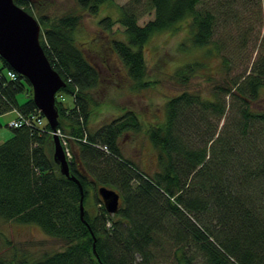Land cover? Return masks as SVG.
Wrapping results in <instances>:
<instances>
[{
    "label": "trees",
    "instance_id": "16d2710c",
    "mask_svg": "<svg viewBox=\"0 0 264 264\" xmlns=\"http://www.w3.org/2000/svg\"><path fill=\"white\" fill-rule=\"evenodd\" d=\"M75 1L96 15L113 0ZM250 1L244 0L246 5ZM15 2L35 16L36 0ZM236 2L131 0L118 5L117 19L106 15L99 22L108 30L116 21L124 26L123 36H113L109 46L137 89L148 84L144 45L152 35L186 21L190 44L181 42V49L208 47V55L213 49L218 53L226 49L218 25L241 21L239 12L229 13ZM146 12L152 18L139 23ZM35 17L44 51L66 81L62 91L74 96L72 106L57 98V127L73 152L70 172L82 185L84 213L79 184L62 174L53 159L46 118L43 125H9L12 135L0 142V218L38 226L61 246L34 253L5 235L7 250L0 264H163L159 247L174 264H264V108L252 104L264 86V37L250 70L230 77L226 87L219 84L212 95L184 88L165 100L163 120L143 124L135 110L124 109L92 128L93 90L101 72L77 39L81 14ZM243 19L250 28L247 35L252 21ZM222 57L226 68L230 60ZM203 65L198 58L187 60L175 68L173 78L187 85ZM9 68L0 56V116L11 110L40 113L30 83L21 74L10 78ZM22 91L27 98L20 102ZM220 93L224 99L230 95L228 106ZM143 130L156 152L155 169L142 167L122 147L121 137ZM100 185L119 191L117 212L106 210ZM89 191L94 208L89 207Z\"/></svg>",
    "mask_w": 264,
    "mask_h": 264
},
{
    "label": "rangeland",
    "instance_id": "374dc122",
    "mask_svg": "<svg viewBox=\"0 0 264 264\" xmlns=\"http://www.w3.org/2000/svg\"><path fill=\"white\" fill-rule=\"evenodd\" d=\"M130 1L113 0L107 2L101 7L98 14L92 15L82 9L75 0H36L35 16L43 13L52 18L67 11L81 14L77 39L85 47L84 51L87 57L99 67L101 72V82L93 90L94 98L90 118L92 128H96L111 120L122 110L124 111V109L135 110L143 124L155 120H163L165 117L164 102L167 97L188 87L201 93L212 95V93L216 92V87L219 84L225 87L228 86L225 81H230V77L244 72L247 73L258 51L261 50L264 37V0L250 1V5H246L244 0H236L237 2L229 10V13L233 11L239 12L241 21L227 25L224 24L222 28V24H220L216 28L220 45L224 47L225 44L226 49L218 53H215L216 51L213 49L210 55L206 53L208 47L181 49V42L184 41L190 44V40L187 37L186 21H180L172 29L155 33L145 43L144 55L148 66L147 80L145 82L148 84L134 89L131 86L132 79L129 77L127 68L120 60L118 54L111 50L109 46L113 36H123L124 26L115 20L116 22L112 30H108L99 22L106 15L117 19L120 12L118 5L129 3ZM140 1L144 4L146 0ZM216 1L206 0V3L210 5ZM152 16L151 12H146L140 15L138 21L143 24L152 18ZM243 17L247 19L250 17L252 21V31L250 30L247 35H245L244 31L250 28L243 21ZM219 28L221 29L218 30ZM223 34L226 39L222 37ZM223 54L230 60L226 68L224 67L226 64L223 62ZM196 58L204 61L205 66L203 65L202 72L200 71L199 74L195 73L194 76L190 77L187 85L176 83L173 78L175 68L187 60ZM206 73H209L211 76L208 78ZM59 91L62 93V95H59V99L65 105L72 106L74 104L73 94L62 91V89ZM222 94L220 93L224 99ZM26 98L27 94L25 91L18 93L20 102L25 101ZM224 100L228 106L230 95L227 94ZM252 104L264 108V86L260 89L259 98L255 99ZM14 116H16V111L14 110L0 116L2 123L0 127V142L12 135V129L8 125V122ZM198 116L199 114L195 117ZM61 133L64 134L62 131ZM121 139L126 155L132 156L139 165L146 169H155L157 167L155 149L144 134V130L140 134L130 133L124 135ZM88 199L91 201L89 207L94 208L92 191H89ZM8 222L2 221L0 218V241L2 240L4 245L1 244L0 248L2 251H0V256L7 250L4 242L5 235L11 238V241L16 243L18 247H27L34 253L44 249H57L61 246L60 240L45 234L38 226H24L17 223L9 225ZM159 250L157 253L159 261L161 260L163 264H174L170 261L171 255L169 253H165L160 247Z\"/></svg>",
    "mask_w": 264,
    "mask_h": 264
},
{
    "label": "water",
    "instance_id": "95a60500",
    "mask_svg": "<svg viewBox=\"0 0 264 264\" xmlns=\"http://www.w3.org/2000/svg\"><path fill=\"white\" fill-rule=\"evenodd\" d=\"M40 31L39 20L23 6L15 0H0V56L32 86L34 103L52 129L53 159L62 174L79 184L83 215V188L79 179L70 172V161L57 133L59 107L56 93L66 86V81L50 63L40 41ZM97 190L106 210L117 212L121 197L119 191L106 185H100Z\"/></svg>",
    "mask_w": 264,
    "mask_h": 264
},
{
    "label": "built area",
    "instance_id": "2783aa9c",
    "mask_svg": "<svg viewBox=\"0 0 264 264\" xmlns=\"http://www.w3.org/2000/svg\"><path fill=\"white\" fill-rule=\"evenodd\" d=\"M8 76L12 79H16L18 77L17 73H15L14 71H8ZM44 123L45 121L43 116L41 115V113H38L36 111H32L31 113L26 115L17 111V116L10 120V126H21L22 124L43 125ZM57 133L61 136L66 154L70 158L72 156V152L68 144V140L66 139L65 135L61 133L60 129L57 130Z\"/></svg>",
    "mask_w": 264,
    "mask_h": 264
},
{
    "label": "bare ground",
    "instance_id": "6f19581e",
    "mask_svg": "<svg viewBox=\"0 0 264 264\" xmlns=\"http://www.w3.org/2000/svg\"><path fill=\"white\" fill-rule=\"evenodd\" d=\"M8 71H14L15 73H17V76L19 75V72H18L17 70H15L14 68H11V67H10V68L8 69ZM8 71H7V72H8ZM8 125H10V121L8 122ZM0 251H2L1 248H0ZM2 254H5V252L2 253Z\"/></svg>",
    "mask_w": 264,
    "mask_h": 264
},
{
    "label": "crops",
    "instance_id": "0c3cea01",
    "mask_svg": "<svg viewBox=\"0 0 264 264\" xmlns=\"http://www.w3.org/2000/svg\"><path fill=\"white\" fill-rule=\"evenodd\" d=\"M8 224L10 225V224H13L12 222H8ZM14 225V224H13ZM19 226H21V225H19ZM16 227H18V226H16Z\"/></svg>",
    "mask_w": 264,
    "mask_h": 264
}]
</instances>
